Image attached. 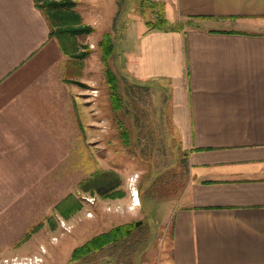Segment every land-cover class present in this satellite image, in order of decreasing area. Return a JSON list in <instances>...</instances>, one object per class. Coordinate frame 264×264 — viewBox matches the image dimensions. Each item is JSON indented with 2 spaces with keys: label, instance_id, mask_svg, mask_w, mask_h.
<instances>
[{
  "label": "crops",
  "instance_id": "0c3cea01",
  "mask_svg": "<svg viewBox=\"0 0 264 264\" xmlns=\"http://www.w3.org/2000/svg\"><path fill=\"white\" fill-rule=\"evenodd\" d=\"M75 1L96 30L95 0ZM159 1L168 28L139 24L121 57L136 80L169 85L185 153L187 177L165 222L169 257L161 263L264 264V0ZM49 32L33 0H0V264L40 255L58 219L83 209L62 213L67 194H46L76 154L78 124L92 120ZM91 228L76 226V236ZM104 256L101 264H113ZM132 264L159 262L146 249Z\"/></svg>",
  "mask_w": 264,
  "mask_h": 264
},
{
  "label": "rangeland",
  "instance_id": "374dc122",
  "mask_svg": "<svg viewBox=\"0 0 264 264\" xmlns=\"http://www.w3.org/2000/svg\"><path fill=\"white\" fill-rule=\"evenodd\" d=\"M89 6L91 13L99 10V26L95 30L91 25L90 33L77 36V52L84 55L67 56L64 74L71 88L77 89V98L92 120L78 124L76 154L62 162L59 187L46 188V194L49 189H59L61 195L71 194L67 200L62 199L61 209L70 208V203H78L83 209L73 219H58L59 229L46 235L48 240L40 248V255L17 259L43 264L57 258V264H67L72 248L85 238L142 220L141 228L127 240L90 254L93 259L89 255L69 264H101L99 255H107L104 257L112 259L113 264H132L134 256L136 260L146 249L163 264L169 257L171 228L165 222L187 177L185 153L170 118L169 85L160 80H136L127 73L121 57V48L133 42L139 24L153 17L152 11L147 6L141 10L140 0H95ZM108 40L111 49L107 52ZM112 91L121 104L117 108L113 106ZM122 131L127 133V141L122 140ZM100 170L118 178L119 185L113 193L101 196L79 188L81 181ZM135 193L138 198H133ZM61 220L70 226L68 230ZM85 224L91 225V230L76 236V226L83 228Z\"/></svg>",
  "mask_w": 264,
  "mask_h": 264
},
{
  "label": "trees",
  "instance_id": "16d2710c",
  "mask_svg": "<svg viewBox=\"0 0 264 264\" xmlns=\"http://www.w3.org/2000/svg\"><path fill=\"white\" fill-rule=\"evenodd\" d=\"M35 6L42 11L45 15L48 24L50 26L49 35L57 39L62 52L69 58L83 57V53H78L77 36L80 34L90 33L93 28L91 25L84 24L80 13L76 10L75 0H33ZM143 6H147L152 11L151 18L145 20V25L148 30L160 29L164 30L168 28V22L164 15L163 3L159 0H140V8L143 10ZM181 26L178 27L181 28ZM106 51L111 49V41L108 40L106 44ZM111 79V78H110ZM114 87V86H112ZM112 89V88H111ZM113 106L115 108L121 105L118 103V96L116 92H111ZM119 124V121H118ZM121 126V125H119ZM124 138L123 141H127V133L121 132ZM119 185V180L116 175L107 170H100L93 176L81 181L79 188L83 191L97 192L101 196H107L112 191H115ZM71 197L68 194L64 201ZM79 205L70 203V208L61 209L63 213L66 210H73ZM142 226V220H133L131 222L119 224L111 227L110 229L93 235L81 245L75 247L70 256V261H77L90 254L102 250L106 246L115 245L121 241L127 240L135 230L140 229Z\"/></svg>",
  "mask_w": 264,
  "mask_h": 264
},
{
  "label": "built area",
  "instance_id": "2783aa9c",
  "mask_svg": "<svg viewBox=\"0 0 264 264\" xmlns=\"http://www.w3.org/2000/svg\"><path fill=\"white\" fill-rule=\"evenodd\" d=\"M134 195L138 198L137 193L132 195L133 198H134ZM60 223L62 224V226H63V228L65 230H68L70 228V226L66 225L63 220H61ZM2 264H27V261L21 260V259H17V258L12 259V260L4 259L2 261Z\"/></svg>",
  "mask_w": 264,
  "mask_h": 264
},
{
  "label": "bare ground",
  "instance_id": "6f19581e",
  "mask_svg": "<svg viewBox=\"0 0 264 264\" xmlns=\"http://www.w3.org/2000/svg\"><path fill=\"white\" fill-rule=\"evenodd\" d=\"M137 199V198H136ZM136 201V200H135ZM138 201L135 202V204H137Z\"/></svg>",
  "mask_w": 264,
  "mask_h": 264
}]
</instances>
